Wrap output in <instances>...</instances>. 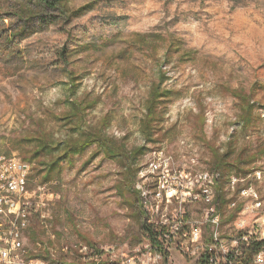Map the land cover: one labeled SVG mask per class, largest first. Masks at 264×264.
<instances>
[{"label": "rangeland", "instance_id": "374dc122", "mask_svg": "<svg viewBox=\"0 0 264 264\" xmlns=\"http://www.w3.org/2000/svg\"><path fill=\"white\" fill-rule=\"evenodd\" d=\"M15 2L0 0V159L28 167L32 198L0 191V264H199L216 228L200 177L214 169V151L230 146V161L238 162L225 192L230 178L243 182L226 193L217 264L247 255L244 241L264 239V0H70L72 11H86L12 38L9 31H22L7 16ZM172 40L183 49L167 59ZM161 75L174 100L132 186L128 162L95 145L64 164L60 178L42 183L26 140L74 142L79 134L66 139V132L80 127L127 153L142 147L148 99ZM248 104L257 121L246 128ZM73 114L72 124L60 122ZM239 167L249 174L236 175ZM250 189L257 198L242 196ZM18 219L19 235L10 237ZM145 223L175 234L164 260L151 252Z\"/></svg>", "mask_w": 264, "mask_h": 264}, {"label": "trees", "instance_id": "16d2710c", "mask_svg": "<svg viewBox=\"0 0 264 264\" xmlns=\"http://www.w3.org/2000/svg\"><path fill=\"white\" fill-rule=\"evenodd\" d=\"M70 0H16L15 6H9L14 8V11L8 13L7 16L13 17L20 22L22 25V31L15 29L16 31H9V36L14 37H25L29 33H37L39 30H42L48 25H52L58 22V19L64 18L66 16H79L83 14L86 10L72 11L69 7ZM3 4L0 3V9ZM30 25L32 26V31H26ZM18 28V27H17ZM19 30V31H18ZM14 32L15 35H12ZM11 34V35H10ZM183 46L180 41L172 40L166 51L167 59L170 58V55L173 53L178 56L181 53ZM62 58L64 61L69 59V54L66 49L62 52ZM194 58L196 55L194 52L188 54ZM72 80L77 83L79 77H73ZM169 80L166 75H161L158 84L153 87L150 97L147 103V114L142 126V134L145 138L146 145L139 147L127 153V148L122 143H117L113 139L104 137L99 133L85 132L81 133L80 127L71 129L72 131L66 132L67 138L69 136H76L79 134L77 139L74 142L62 141L59 144L54 145V142H49L41 138H34L26 140L27 143L33 146V153L30 159V165L38 163L37 165L41 167L38 171V175L43 177L42 183L48 185L54 180L60 178L63 173L64 164H71V162L78 156H82L86 151L92 147L96 146L100 153H103L105 157L111 159L124 158L127 163V173L126 179L128 183L132 186L133 182L137 177L138 170L135 169L139 159L144 156L148 151L147 145L149 144H158L159 139H156V134L161 130V124L165 121V116L167 114L170 103L174 100L175 93L171 90L164 89L163 85ZM77 85L71 86V94L76 95ZM77 106V105H76ZM264 109V105L262 106ZM77 112V111H75ZM74 112V113H75ZM244 116L242 126L250 127L253 125L257 119L254 118L256 114L255 105H246L244 106ZM76 115H71L59 119L60 122L72 124L74 117ZM260 119V118H259ZM231 146L229 151L225 154H220L218 151H214L213 156V167L212 172H219L222 175V181L217 188V204L218 209L221 214L225 208L229 205V200L226 198L225 184L228 177H231L233 169L237 164V160L231 162L230 158L232 157ZM41 159L40 161H38ZM251 163L240 162V165H245L247 167ZM36 169V168H35ZM34 169V171H35ZM223 171V172H222ZM236 175L247 176L249 171L247 169L238 168L236 170ZM32 180V173L29 175V180ZM139 195L140 192H137ZM240 207L238 212H240ZM144 211L142 210V213ZM145 213V212H144ZM144 236L152 241L154 244L158 243V238L163 236L166 232V229L159 230L155 225L149 226L147 223L143 226ZM91 247V243H88ZM264 247V242L255 241L250 244L246 249L247 255L241 261L242 264H252L253 258L257 255L262 248ZM96 251V250H95ZM100 253L99 251H96ZM46 254L49 256L48 251H43L41 254ZM37 259H46L44 255L35 256ZM75 264V263H73ZM96 264V262H92ZM199 264H207L206 257H203L200 260Z\"/></svg>", "mask_w": 264, "mask_h": 264}, {"label": "built area", "instance_id": "2783aa9c", "mask_svg": "<svg viewBox=\"0 0 264 264\" xmlns=\"http://www.w3.org/2000/svg\"><path fill=\"white\" fill-rule=\"evenodd\" d=\"M0 169H4L5 171L0 174V191L4 190L5 192H9L11 195L18 194L24 196L25 199L32 198V195L27 191L26 188L29 181V171L27 166H25L21 161L12 160L7 162V160L0 159ZM200 181L201 183H203L200 192H202V194L204 192L203 196L205 197L206 201L211 207L208 223L216 227L205 246V253L201 256V259L203 257H206L207 264H217L219 256L216 250L218 247L222 246L220 241V235L218 232V228L221 224L222 218L217 204V195H218L217 188L219 187L222 181V175L219 172H207L201 175ZM241 182L243 181H241L238 177L230 178L227 184L229 191H227L226 189V193L227 192L236 193L237 191H239L238 188ZM254 193L256 194V198H257V193L253 189H250L249 191H244L242 196L250 197L254 195ZM20 204L21 203L17 204L18 208H20ZM260 206L261 203H259V207ZM20 224H19V219L12 222L13 228L9 230L10 237H15L16 235L17 236L19 235ZM1 226L2 224L0 223V228ZM157 227L159 228L160 231L162 229H166L164 235L158 238L159 244H154L149 239L147 238L146 239L151 245L150 247L151 252L153 251V253H155L160 259L164 260L169 256L167 248L165 247V242H167L169 239L172 240V236L175 234L170 233L166 225L157 226ZM242 239L243 237L239 239V242H242L241 241ZM262 242H264V239H262ZM244 243H246L249 247L252 242L244 241ZM244 252H246V250ZM239 256H240L239 253L237 254L232 253V255H229L227 258L228 264H242L241 261L246 255H242V257ZM2 258H4V260H7L9 258V254L7 252H4ZM252 264H264V247L257 255L254 256Z\"/></svg>", "mask_w": 264, "mask_h": 264}]
</instances>
